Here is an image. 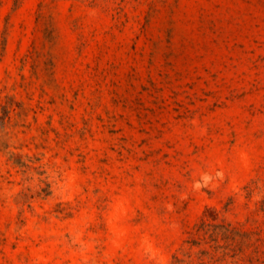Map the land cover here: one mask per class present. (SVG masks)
I'll return each mask as SVG.
<instances>
[{
	"label": "rangeland",
	"instance_id": "374dc122",
	"mask_svg": "<svg viewBox=\"0 0 264 264\" xmlns=\"http://www.w3.org/2000/svg\"><path fill=\"white\" fill-rule=\"evenodd\" d=\"M0 264H264V0H0Z\"/></svg>",
	"mask_w": 264,
	"mask_h": 264
}]
</instances>
